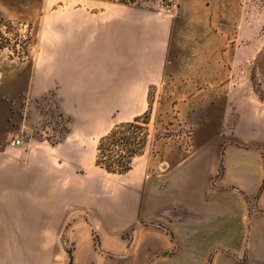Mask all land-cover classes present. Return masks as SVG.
Masks as SVG:
<instances>
[{"label":"crops","instance_id":"0c3cea01","mask_svg":"<svg viewBox=\"0 0 264 264\" xmlns=\"http://www.w3.org/2000/svg\"><path fill=\"white\" fill-rule=\"evenodd\" d=\"M83 1L0 0L1 16L26 22L23 5L42 25L27 57L0 50V145L23 140L47 96L74 121L66 141L150 110L147 144L82 209L52 220L45 201L55 231L0 247V264H264V0H186L182 15ZM167 126L176 139L156 137Z\"/></svg>","mask_w":264,"mask_h":264},{"label":"rangeland","instance_id":"374dc122","mask_svg":"<svg viewBox=\"0 0 264 264\" xmlns=\"http://www.w3.org/2000/svg\"><path fill=\"white\" fill-rule=\"evenodd\" d=\"M138 1L140 4H123L118 0H89L81 2V5L99 12L107 11L110 3H115L117 10L126 5L132 10L145 8L149 12H176L181 15L188 12L184 7L186 0ZM249 1L255 7L254 2L257 0ZM70 7H76V4ZM18 8V18L26 21V26L19 27L20 32L23 33L21 29H31L36 34L42 28L37 21L38 13L27 14V8L23 5ZM255 20L251 22H258L259 19ZM251 22H248L250 28L256 25ZM261 22L264 26V21ZM253 81L260 97L264 98L263 81H258L254 76ZM153 96L154 91L151 90L150 103ZM39 108L42 119L33 129L22 134L20 145L11 146V140L0 145V247L6 248L20 239V249L23 251L27 247L23 239L28 235L41 239V242L52 235L55 230L41 224L50 218L42 207L45 201H51L52 207H55L51 218L53 220L59 208H65L71 214L84 207L85 199L92 200L105 195L103 190L111 182L118 183L121 180L119 174L108 173L95 163L96 148L101 136L81 138L76 142L80 147L76 148L75 142L66 141L74 121L60 111L57 101L47 96L40 101ZM177 134L167 126L157 131L156 137L165 136L173 140ZM188 140L191 141L190 138ZM44 184L46 191H42ZM33 206L35 212H28ZM32 221L35 222L34 229L30 228ZM93 235L94 240L100 242L96 231ZM66 248L70 254L74 244L69 242Z\"/></svg>","mask_w":264,"mask_h":264},{"label":"trees","instance_id":"16d2710c","mask_svg":"<svg viewBox=\"0 0 264 264\" xmlns=\"http://www.w3.org/2000/svg\"><path fill=\"white\" fill-rule=\"evenodd\" d=\"M118 1L123 4H140L138 0ZM20 26H26V23L9 20L0 15V50L8 49L11 56L22 59L29 55L32 30L20 28L23 31L22 33L19 30ZM13 30L17 32L13 33ZM150 120L151 112L148 110L132 121L115 124L108 133L99 138L96 148V165L108 173L125 174L129 172L133 168L135 157L144 152L149 135ZM223 174L224 166L221 158L219 176ZM95 242L97 247H100V242L98 240H95ZM69 264H72L71 256Z\"/></svg>","mask_w":264,"mask_h":264},{"label":"built area","instance_id":"2783aa9c","mask_svg":"<svg viewBox=\"0 0 264 264\" xmlns=\"http://www.w3.org/2000/svg\"><path fill=\"white\" fill-rule=\"evenodd\" d=\"M21 143H22V139L18 138V139H15V140H11L10 145L11 146H18Z\"/></svg>","mask_w":264,"mask_h":264}]
</instances>
